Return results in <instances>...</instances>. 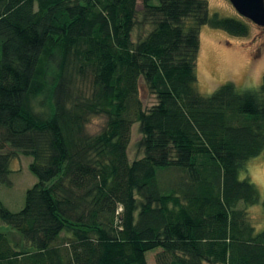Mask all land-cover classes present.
Segmentation results:
<instances>
[{"label": "trees", "instance_id": "obj_1", "mask_svg": "<svg viewBox=\"0 0 264 264\" xmlns=\"http://www.w3.org/2000/svg\"><path fill=\"white\" fill-rule=\"evenodd\" d=\"M137 1L0 0V183L17 152L36 179L19 212L0 202V264H147L154 251L156 264H264L247 212L264 200L239 179L264 152V72L254 90L195 88L200 28L248 29L204 0ZM91 117L105 119L96 136Z\"/></svg>", "mask_w": 264, "mask_h": 264}, {"label": "rangeland", "instance_id": "obj_2", "mask_svg": "<svg viewBox=\"0 0 264 264\" xmlns=\"http://www.w3.org/2000/svg\"><path fill=\"white\" fill-rule=\"evenodd\" d=\"M207 3L209 15L216 14L222 18H231L244 23L248 33L244 37H234L225 32L214 30L209 26L200 28L199 49L195 65L196 91L201 96L210 95L215 89L225 83H232L237 90H254L261 85L264 72V28H259L250 21L240 17L228 0H204ZM140 12V1H137ZM140 17L138 16V22ZM148 27L136 26L132 40L143 37ZM144 108L147 110L155 104L153 96L145 89L140 92ZM105 126L103 117H91L86 125L89 136L98 135ZM141 135L138 125L131 127L130 142L127 148L128 161L141 158L136 148ZM10 152L11 148L6 147ZM30 159L17 152L9 162V175L6 183H0V202L12 213L19 212L24 205L25 192L35 183V177L29 172ZM176 173L168 171L161 174L158 183L161 188L174 184ZM239 179L249 180L258 190L261 201L264 200V152L249 160L245 170L240 172ZM249 219L256 231L264 229V209L258 204L247 209ZM9 231V227L0 224V232ZM18 239L17 234H12ZM157 251L145 255L147 264H156Z\"/></svg>", "mask_w": 264, "mask_h": 264}, {"label": "water", "instance_id": "obj_3", "mask_svg": "<svg viewBox=\"0 0 264 264\" xmlns=\"http://www.w3.org/2000/svg\"><path fill=\"white\" fill-rule=\"evenodd\" d=\"M236 13L259 28H264V0H228Z\"/></svg>", "mask_w": 264, "mask_h": 264}]
</instances>
